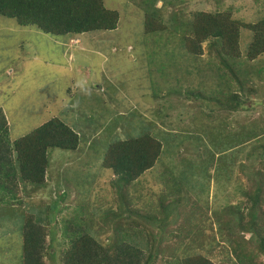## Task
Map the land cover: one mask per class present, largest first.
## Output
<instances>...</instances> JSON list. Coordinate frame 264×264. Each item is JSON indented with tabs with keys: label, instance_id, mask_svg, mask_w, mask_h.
Segmentation results:
<instances>
[{
	"label": "rangeland",
	"instance_id": "rangeland-1",
	"mask_svg": "<svg viewBox=\"0 0 264 264\" xmlns=\"http://www.w3.org/2000/svg\"><path fill=\"white\" fill-rule=\"evenodd\" d=\"M144 1L105 0L107 8L120 12L118 27L81 34V38L72 39L70 44L63 37L44 33L35 26L19 25L15 18L3 17L1 20L0 106L8 119L10 135L17 139L57 116L80 133L81 142L76 150H50L48 183L37 190L32 189V185H20L24 205L4 206L0 203L3 205L0 216L4 218L0 221V264H22L23 241L19 223L21 216L17 215L18 220H14L2 210L10 212L14 209L17 214L43 210L42 217L47 222L49 207L55 204L59 208L50 218V221L56 219L49 225L48 259L54 264H61L60 251L64 240L63 222L60 221L62 216H71L80 211L79 200H83L87 191L94 188L99 189L97 193L101 196L106 195L109 201L114 198V189L109 182L110 172L103 168L101 161L109 143L117 139L151 132L167 145L157 162L158 167L141 179V188L148 189L143 197L148 198L151 191L155 192L154 197L148 198V201H138V207L146 206L154 199L159 200L158 204L163 201L161 197L165 188L158 179L160 170L165 174L173 171L181 182L185 178L187 180L188 184L184 187L188 192L179 193L180 198L174 202V207L189 209L199 201L204 206L208 205L209 209H215L228 205V202L235 205L243 199L242 190L250 185L248 178L252 177V166L249 162L253 159L247 160L243 168L239 167L238 161L229 158L236 164L235 167L229 164L228 168L223 159L232 151L228 147L237 142V129L242 128L244 123L255 125L253 127L257 128L258 135L243 148L244 153L251 151L254 158L256 154L253 151L258 152L254 147L264 145V133H261L264 131V74L262 77L254 76L256 81L253 79L251 83L259 86V93L248 99L250 109L229 115L226 120V115L217 114L218 119L209 121L205 114H209L208 105H213V100L205 97L189 102L185 96L177 98V94H174L171 97L170 93L165 94L166 91L160 89L161 72L153 70V64H147L148 58L158 63L160 58L153 56L154 50L149 49L147 43L144 44L147 40V34L143 33ZM162 5L163 1H157L158 8ZM179 7L185 13V21L191 20L193 12L202 9H232L235 17L246 22L264 17V0H171L167 7L161 8V17H168ZM252 38V31L242 28L240 45L244 55ZM210 42L207 40L203 43L201 61H207L212 53ZM168 46L164 52H172V55L166 56L174 60L180 47ZM177 60L181 65V58ZM183 60L184 66L193 73L188 75L184 67H180L173 73L174 80L166 90L181 86L184 94V88L197 87L202 82L209 84L205 89L216 90L218 80H208L207 73L195 71L194 66L199 65L197 59L186 55ZM238 66L242 71L246 69L242 63ZM254 66L248 65L249 68L259 66L264 73V53ZM204 103L207 104L204 106ZM194 151L200 153L203 162ZM106 173L109 174L107 178ZM100 174L104 178H100ZM208 177L212 178L211 181H207ZM80 187L86 190L82 195L75 192ZM68 189L73 194L75 192L78 198L71 207L68 198L61 199L62 192ZM109 204L111 202L103 205L104 210L87 214L92 229L98 231L99 238L105 242H109V237L114 233V221L107 225L101 218ZM112 205L118 208L115 201H112ZM208 216L210 220L206 221V225L213 229L208 232L212 238L205 234L202 239L211 247L210 256L218 264L224 260L222 247L225 244L228 249L230 247L222 240L219 225L211 211ZM186 218H192V214ZM52 231H55L54 242L51 240ZM244 236L249 238L251 234L245 232Z\"/></svg>",
	"mask_w": 264,
	"mask_h": 264
},
{
	"label": "trees",
	"instance_id": "trees-1",
	"mask_svg": "<svg viewBox=\"0 0 264 264\" xmlns=\"http://www.w3.org/2000/svg\"><path fill=\"white\" fill-rule=\"evenodd\" d=\"M157 1L159 0H145L142 10L143 33L147 34L144 44L147 43L148 48L154 50L153 56L160 58L159 63L148 58L147 64H153V70L161 72L160 89L166 91L165 94L170 93L171 97L174 94H177V98L185 96L189 102L205 97L213 100L216 105H208L210 111L208 115L205 114L209 121L218 119L217 114L226 115V120L227 116L247 109L248 99L259 93V86L251 84L255 80L254 76L262 77L264 74L259 66L248 67H255L256 60L264 53V17L246 22L235 17L232 9H202L193 12L191 20L185 21V13L179 7V10H173L164 18L160 14L161 8L167 7L171 0H161L163 5L160 8L157 7ZM3 17L15 18L19 25L35 26L44 33L63 37L69 43L87 32L116 29L120 12L107 8L105 0H0V22ZM242 28L251 30L253 34L246 55L240 45ZM207 40H211L209 44L212 53L204 62L200 58L203 43ZM170 44L180 47L174 60L166 56L172 55V52H164ZM186 55L199 61V65L194 66L197 73L205 72L208 80H218L216 90L205 89L209 84L205 85L203 82L197 87L184 88V94L181 86L165 89L171 85L173 73L180 67H184L188 75L193 73L183 64ZM178 56L182 60L181 65L177 63ZM240 63L246 66V72L238 66ZM167 68L169 70L165 71ZM257 68L258 72L255 71ZM253 126L255 125L244 123L242 128L237 129L239 139L232 147H228L232 151L223 159L228 168L229 164L235 167L237 161L240 168L246 167L245 162L253 159L249 162L252 166V177L248 178L249 188L242 190L243 199L239 203L229 205L228 202V205L215 209H209L208 205L204 206L199 201L192 203L189 209L174 207V202L180 198L179 193L188 192L184 187L188 184L187 180L185 178L181 182L173 171L165 174L161 170L158 179L165 188L161 197L163 201L158 204L159 200L154 199L152 204L138 207V201H148V198L154 197V191L149 192L148 198L143 197L148 189L141 188V179L158 167L157 162L167 145L151 132L110 142L101 165L110 172L109 182L114 189L112 201L117 203L118 208L112 207V201L106 195L98 194L99 189L87 191L83 200H79L81 210L71 216H62L60 220L63 222L62 240L64 239L60 263L217 264L210 256L211 247L202 239L205 234L212 238L208 232L213 229L206 225L211 211L219 225L222 240L230 247L228 249L226 244L222 247L224 260L218 264H264V145L254 147L258 149L257 153L253 151L256 154L254 158L251 157V151L244 153L243 149L252 138L258 136L257 128ZM80 142V133L57 116L46 120L24 136L13 139L5 111L0 106V203L4 206L24 205L20 185H32V189L37 190L48 183L50 150H76ZM193 153H197L199 160L203 162L200 153ZM228 158L236 162L232 163ZM101 175L100 178H104ZM107 177L108 173L105 178ZM210 178L207 181H211ZM84 191L83 187L75 190L81 195ZM75 192L73 194L69 189L62 192L61 199L68 198L71 201L69 207L78 200ZM108 202L111 204L101 218L107 225L114 221V233L109 237L110 241L105 242L99 238L98 231L92 229L87 221V214L104 210L103 205ZM1 204L0 209L3 208ZM58 208L57 204L49 207L47 222L42 217L43 210H31L22 214L15 213L14 209H11L12 212L2 210L14 220H18L17 215L21 216L22 264H54L48 259L50 251L47 236L51 235L50 222L53 223L56 219L50 221V218L55 216ZM191 214L192 218H186ZM3 219L0 216V221ZM231 226L234 232L231 231ZM245 232L251 236L246 238ZM52 234L51 240L54 242L55 231Z\"/></svg>",
	"mask_w": 264,
	"mask_h": 264
}]
</instances>
